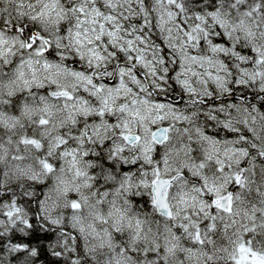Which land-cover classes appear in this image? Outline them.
<instances>
[{
    "label": "snow or ice",
    "instance_id": "6c2138e0",
    "mask_svg": "<svg viewBox=\"0 0 264 264\" xmlns=\"http://www.w3.org/2000/svg\"><path fill=\"white\" fill-rule=\"evenodd\" d=\"M0 264H264V0H0Z\"/></svg>",
    "mask_w": 264,
    "mask_h": 264
}]
</instances>
